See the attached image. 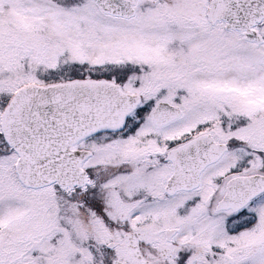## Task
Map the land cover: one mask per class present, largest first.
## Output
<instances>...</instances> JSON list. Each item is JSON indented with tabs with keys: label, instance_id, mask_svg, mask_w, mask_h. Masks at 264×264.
<instances>
[{
	"label": "snow or ice",
	"instance_id": "snow-or-ice-1",
	"mask_svg": "<svg viewBox=\"0 0 264 264\" xmlns=\"http://www.w3.org/2000/svg\"><path fill=\"white\" fill-rule=\"evenodd\" d=\"M0 264H264V0H0Z\"/></svg>",
	"mask_w": 264,
	"mask_h": 264
}]
</instances>
